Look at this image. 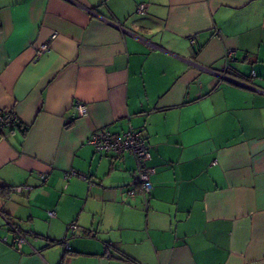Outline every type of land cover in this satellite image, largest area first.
<instances>
[{"label": "crops", "instance_id": "0c3cea01", "mask_svg": "<svg viewBox=\"0 0 264 264\" xmlns=\"http://www.w3.org/2000/svg\"><path fill=\"white\" fill-rule=\"evenodd\" d=\"M0 25V264H264V0H0ZM128 128L146 204L88 144Z\"/></svg>", "mask_w": 264, "mask_h": 264}, {"label": "built area", "instance_id": "2783aa9c", "mask_svg": "<svg viewBox=\"0 0 264 264\" xmlns=\"http://www.w3.org/2000/svg\"><path fill=\"white\" fill-rule=\"evenodd\" d=\"M146 10L145 4H140L137 6V13L144 14ZM55 35L51 36L50 40L54 39ZM49 40V41H50ZM195 39L191 40L194 43ZM49 42L43 44L39 52H44L48 50ZM225 60V70L232 71V63L235 62V51L227 50L224 55ZM252 76L255 73L252 72ZM74 108L79 116H84L87 113L85 104L82 102H75ZM19 124V119L14 111L5 110L0 108V137L6 138L14 130V128ZM88 144L97 153L103 154H114L120 156L123 153H128L132 156L134 161V171L132 173V179L130 182V188L127 194L130 196L135 195L137 192L143 197V200L148 203L150 193L152 190L151 175L152 169L148 166V162L151 158L150 147L147 142L141 137L140 133L128 128L125 132L120 135H114L107 130H95L88 138ZM72 177H78L82 180H88L87 177L79 175L73 170H69L64 173L63 179L68 181ZM45 179V177H42ZM27 186H19L12 188L11 190L21 192L22 190H29ZM49 216H53V212H49ZM9 230L13 233V244L16 248H20L24 243H26L25 235L9 221H6ZM69 229H75V225L69 226ZM5 239V238H4ZM66 249L69 250V246L66 244Z\"/></svg>", "mask_w": 264, "mask_h": 264}, {"label": "trees", "instance_id": "16d2710c", "mask_svg": "<svg viewBox=\"0 0 264 264\" xmlns=\"http://www.w3.org/2000/svg\"><path fill=\"white\" fill-rule=\"evenodd\" d=\"M0 29H1V25H0Z\"/></svg>", "mask_w": 264, "mask_h": 264}]
</instances>
